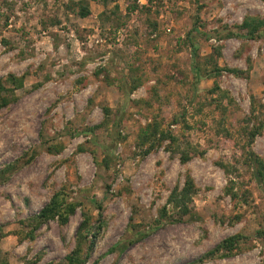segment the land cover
Masks as SVG:
<instances>
[{"label": "rangeland", "instance_id": "1", "mask_svg": "<svg viewBox=\"0 0 264 264\" xmlns=\"http://www.w3.org/2000/svg\"><path fill=\"white\" fill-rule=\"evenodd\" d=\"M80 1L0 0V79L28 74L0 110V172L16 169L0 180V259L67 264L87 213L100 235L86 264H264V186L243 163L251 150L264 160V129L252 145L246 138L264 125V37L239 29L264 17V0H85L87 18ZM105 110L109 124L90 132ZM157 124L176 144L140 145ZM112 129L124 139L108 168ZM188 176L196 193L181 218L168 200ZM63 189L80 203L68 224L52 220L21 240ZM237 234L246 239L235 255L204 258Z\"/></svg>", "mask_w": 264, "mask_h": 264}, {"label": "trees", "instance_id": "2", "mask_svg": "<svg viewBox=\"0 0 264 264\" xmlns=\"http://www.w3.org/2000/svg\"><path fill=\"white\" fill-rule=\"evenodd\" d=\"M96 2L102 3L104 6H107L109 3H113L116 0H94ZM80 7V16L82 18H87L90 16V6L89 3L85 0H81L79 3ZM118 7H116L117 9ZM135 9V6L133 7ZM118 10V9H117ZM106 13H104L101 17H104ZM240 31L245 32L244 36L248 40H259L264 37V17L259 16H248L245 18L242 25L239 26ZM195 32H198V28H194L188 34V40L194 45L195 39ZM227 38H232L237 36L232 31L228 33ZM195 57H197V50L194 51ZM233 73L240 74L237 70H229ZM220 71L216 68L214 75L220 76ZM202 68L199 65H194V77L196 79L195 84L196 86L199 84L201 77H203ZM207 76H213V73H205ZM27 73L22 76H17L15 74H10L8 77L4 79H0V110L8 107L9 105L13 104L17 99L15 97V92L17 90H21L24 88L25 80L27 77ZM127 99L130 97V93H125ZM106 120L97 125L95 128H91L90 132H94L97 129L106 127L110 122V111L105 110ZM159 126H153L154 128H148L144 130L142 135L141 143H147L149 140L153 139L155 141H166L171 140L173 144H176V139L173 137H168L165 132H162L161 135H158ZM264 129V125L260 124L256 126L253 130L247 132V139H250V144L252 145L256 136L261 135ZM155 133L154 136H151V133ZM158 135V136H157ZM160 136V137H159ZM122 133L120 130L112 129L110 135L111 145L104 146L105 157L103 158L102 164L105 167L109 168V163L112 160L113 150L112 147L117 146L120 142L123 141ZM151 147H154V143H151L148 152L151 151ZM55 149V150H54ZM50 147L48 150L51 153L60 152L63 149V146L57 148ZM54 150V151H53ZM81 151L87 150L83 146H80ZM93 155L96 156V152L93 151ZM244 157L243 163L251 170L252 176L256 181L258 186H264V160L252 150L249 151ZM32 158V157H31ZM30 158V159H31ZM182 161L184 163L189 161V157L184 156ZM16 166V165H13ZM10 170V171H9ZM16 169H7L6 171L0 172V180L6 181L8 176H6V172L15 171ZM196 193V187L194 181L191 177H187L185 186L183 188H175L174 191L171 193V196L168 200L170 206H172L173 210L176 212V215L181 216V218L186 217L192 214L191 203L193 199V195ZM246 196V194H245ZM69 193L66 189L59 190L54 193L50 202L39 212V214L31 217L29 221V226L31 229L23 230L20 233L21 240L28 239L34 241L36 239V232L46 223L57 220L60 225L68 224L70 220V216H72L76 209L80 206V203H76L74 201L68 200ZM247 202V201H246ZM98 210L101 212L102 207L100 206ZM164 217L174 218L173 215H169L167 211L164 209L162 210ZM174 220V219H173ZM237 222L241 220V217H236L235 219ZM94 228L92 223V217L89 214L84 215V220L80 224L78 230V240L75 249L67 256V264H86L89 258L91 257L92 251L95 249L98 237L100 235V230L91 232L90 230ZM4 227L0 225V243L2 239L5 237ZM246 237L242 234L233 235L225 240H223L220 244H218L212 251L208 252L204 258H213L215 256L220 255V258H229L235 255V253L240 249L241 245L243 244ZM86 246V250L84 252V248ZM39 261L37 260H28L25 264H38ZM0 264H7L6 260L0 259Z\"/></svg>", "mask_w": 264, "mask_h": 264}, {"label": "built area", "instance_id": "3", "mask_svg": "<svg viewBox=\"0 0 264 264\" xmlns=\"http://www.w3.org/2000/svg\"><path fill=\"white\" fill-rule=\"evenodd\" d=\"M138 2L143 6V5H148L149 0H138Z\"/></svg>", "mask_w": 264, "mask_h": 264}]
</instances>
